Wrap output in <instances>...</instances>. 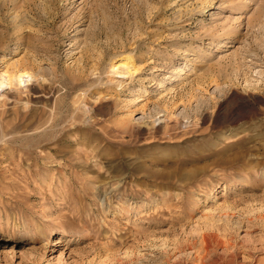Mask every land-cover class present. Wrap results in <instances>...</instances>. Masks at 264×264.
Masks as SVG:
<instances>
[{
  "label": "rangeland",
  "instance_id": "obj_1",
  "mask_svg": "<svg viewBox=\"0 0 264 264\" xmlns=\"http://www.w3.org/2000/svg\"><path fill=\"white\" fill-rule=\"evenodd\" d=\"M0 80V264H264V0H0Z\"/></svg>",
  "mask_w": 264,
  "mask_h": 264
},
{
  "label": "bare ground",
  "instance_id": "obj_2",
  "mask_svg": "<svg viewBox=\"0 0 264 264\" xmlns=\"http://www.w3.org/2000/svg\"><path fill=\"white\" fill-rule=\"evenodd\" d=\"M133 66H134V61L131 60V59L122 60V62H120V64L118 65V67H120V69H122V68H130V67H133ZM11 80L12 79H10L9 82H7V85H9V87L12 84ZM4 86H5V82L3 80H0V91L3 89ZM7 95H9V94H7Z\"/></svg>",
  "mask_w": 264,
  "mask_h": 264
}]
</instances>
